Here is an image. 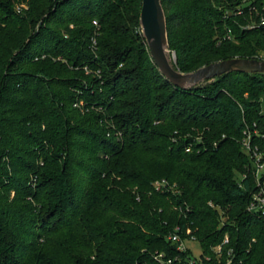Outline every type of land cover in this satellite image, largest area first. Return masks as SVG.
Masks as SVG:
<instances>
[{"label":"trees","instance_id":"obj_1","mask_svg":"<svg viewBox=\"0 0 264 264\" xmlns=\"http://www.w3.org/2000/svg\"><path fill=\"white\" fill-rule=\"evenodd\" d=\"M18 1L0 0V264H182L177 227L203 263L264 264L241 144L256 129L264 153V73L183 89L152 58L143 0ZM161 2L182 72L264 49L263 29L225 19L227 0Z\"/></svg>","mask_w":264,"mask_h":264},{"label":"built area","instance_id":"obj_2","mask_svg":"<svg viewBox=\"0 0 264 264\" xmlns=\"http://www.w3.org/2000/svg\"><path fill=\"white\" fill-rule=\"evenodd\" d=\"M29 0H22L16 3V10L19 13H23L29 8ZM225 19L230 20L241 30L249 29H263L264 30V0H227L224 6ZM243 19V20H241ZM93 23L97 26L99 23L95 19ZM224 39L236 41L237 37L234 33V29L231 25H227ZM97 40L93 39V47H96ZM254 58L264 60V49L259 50ZM83 102H76L75 106H80ZM259 135V132L251 130L247 127L243 133V140L241 141L243 150L249 155L253 164V175L256 185V190L252 193L250 202L248 204V211L264 213V153L260 150L258 144L255 142V137ZM189 150V149H188ZM245 177V175H244ZM155 187L159 191H177L175 185H170L167 179L157 180ZM180 228L170 234L169 239L174 242H178V249L182 252L189 250L187 247V240H196L194 236L189 239H182ZM228 242V237L225 238L223 243ZM216 257L219 259L222 256V244L213 248ZM230 254V253H229ZM155 258L163 264H172V259H166L164 253H157ZM207 260H210V256H205ZM175 260H179L182 264H206L201 262V256L196 257L193 254L191 257H187L185 260L176 256ZM231 259H228L226 264H230Z\"/></svg>","mask_w":264,"mask_h":264},{"label":"water","instance_id":"obj_3","mask_svg":"<svg viewBox=\"0 0 264 264\" xmlns=\"http://www.w3.org/2000/svg\"><path fill=\"white\" fill-rule=\"evenodd\" d=\"M165 10L161 0H143L141 26L150 53L156 65L165 77L177 87L193 88L207 80L223 74L237 71L246 73H264V60L249 57H233L209 63L192 72H182L176 68L168 52L169 41L167 20L162 18Z\"/></svg>","mask_w":264,"mask_h":264},{"label":"rangeland","instance_id":"obj_4","mask_svg":"<svg viewBox=\"0 0 264 264\" xmlns=\"http://www.w3.org/2000/svg\"><path fill=\"white\" fill-rule=\"evenodd\" d=\"M161 15H162V18L164 19L165 18V14H164L163 10L161 11ZM168 52H169L170 57L172 58V60H174L175 56H174L173 52L171 51L170 46L168 47ZM81 105H83V104H81ZM263 110H264V105H263ZM188 137H191V136H189V135L185 136V138H188ZM192 137L194 138L195 142H199V141H202L204 139V137L201 134H197V135L192 136ZM242 140H243V137H242L241 141ZM41 164H43V163H41ZM37 180H38V176L32 174L31 175V179H30V183L35 186L36 183H37ZM14 192L15 191H12V195H14ZM186 244H187V247L189 249H191V251H192L194 256L200 257V255L202 254V247H201V244H200L199 241H197V240H187Z\"/></svg>","mask_w":264,"mask_h":264}]
</instances>
